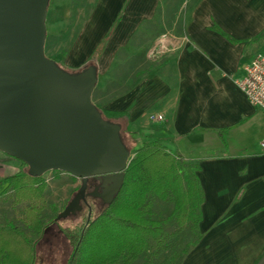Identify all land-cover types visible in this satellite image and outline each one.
Segmentation results:
<instances>
[{
  "label": "crops",
  "instance_id": "1",
  "mask_svg": "<svg viewBox=\"0 0 264 264\" xmlns=\"http://www.w3.org/2000/svg\"><path fill=\"white\" fill-rule=\"evenodd\" d=\"M128 1H103L105 14L89 20L72 65L105 49L112 84L105 86L102 105L94 104L137 139L136 148L157 140L199 167L200 238L177 264H264V112L237 84L245 66L264 53V0L186 4L182 33L155 41L153 68L127 85L115 66L129 41L124 27L140 26L146 11L156 8L146 0ZM126 11H136L137 19L127 20ZM109 19L108 34L99 40ZM22 168L0 151V181ZM5 187L0 184V195Z\"/></svg>",
  "mask_w": 264,
  "mask_h": 264
},
{
  "label": "water",
  "instance_id": "2",
  "mask_svg": "<svg viewBox=\"0 0 264 264\" xmlns=\"http://www.w3.org/2000/svg\"><path fill=\"white\" fill-rule=\"evenodd\" d=\"M49 3L0 0V151L32 176L60 171L82 181L59 220L82 209L91 178L101 181L92 195L111 202L133 155L92 100L97 67L69 73L45 54Z\"/></svg>",
  "mask_w": 264,
  "mask_h": 264
},
{
  "label": "trees",
  "instance_id": "3",
  "mask_svg": "<svg viewBox=\"0 0 264 264\" xmlns=\"http://www.w3.org/2000/svg\"><path fill=\"white\" fill-rule=\"evenodd\" d=\"M100 53L101 47L78 71L89 65L96 66ZM108 120L120 125L121 136L133 152V158L111 202L94 213L96 210L90 202L95 198L88 191L86 202L80 203L85 210L80 223L62 227L72 247L67 264H136L146 252H150V256L142 264H154L171 249L172 241L188 230L193 236L190 243L182 249H172L162 262L177 264L189 246L200 238L198 229L204 192L197 175L199 167L169 152L157 140L135 149L128 147L124 137L126 130L116 120ZM0 184H6L0 200L8 196L13 206L24 205L21 226L13 221L6 224L0 221V264H38L33 237L40 239L46 227L43 211L48 207L47 182L43 176L30 175L23 163L20 171ZM167 203L172 204L167 219L155 218L156 206ZM65 219L67 217L56 222Z\"/></svg>",
  "mask_w": 264,
  "mask_h": 264
},
{
  "label": "rangeland",
  "instance_id": "4",
  "mask_svg": "<svg viewBox=\"0 0 264 264\" xmlns=\"http://www.w3.org/2000/svg\"><path fill=\"white\" fill-rule=\"evenodd\" d=\"M103 1L50 0L46 18L47 37L45 54L57 61L69 73L78 71L86 64L84 63L80 66L72 65L74 63L72 58L76 55L73 49L78 44L81 33L85 31L89 20H92L98 14V20L100 21V16L105 14L104 10H100ZM192 1L146 0L153 8L155 4L156 8L146 11V18H144L145 20L142 21L140 26L128 28V30L124 27L127 37L126 40L129 41L125 43L123 48L119 49L115 66L118 65L117 75L120 79L123 78L127 85L134 83L141 76V70L153 68L154 55L152 54L151 48H153L155 41L162 36L169 37L182 33L183 13L186 4ZM128 2L133 4L136 1L129 0ZM135 12H123V17L129 21L136 20L137 15ZM111 22L112 19H109L107 26L103 27L99 35V40L108 34L107 31L110 28ZM108 61L109 59H106L104 49L98 64L96 61V67H98V83L92 97L93 102L98 106L102 105L101 96H104L105 86L110 83L112 84L110 80L112 71L111 68L108 69ZM124 137L128 147L135 149L137 139L130 137L127 131H124ZM131 154L133 155V152ZM43 177L47 182L45 198L48 207L43 211L46 224L44 233L40 239L39 237H33V240L36 242V258L38 264H67L72 247L63 234L62 227L80 223L85 214V210L81 209L75 215L71 214L67 219L60 222H56V215L63 211L77 195L82 181L68 173L60 171L47 172ZM90 203L95 208L96 211L94 213H96L104 205V200L95 199ZM171 210V203H167L164 206L157 205L154 217L165 220ZM23 216L24 205L13 206L12 200L8 196L0 200V221L2 224L13 221L21 226L20 219ZM192 238L193 236L187 230L186 234L172 241L171 249L156 260L154 264H162L169 257L172 249L179 247V249H182L190 243ZM149 256L150 252H146L136 264H142Z\"/></svg>",
  "mask_w": 264,
  "mask_h": 264
},
{
  "label": "built area",
  "instance_id": "5",
  "mask_svg": "<svg viewBox=\"0 0 264 264\" xmlns=\"http://www.w3.org/2000/svg\"><path fill=\"white\" fill-rule=\"evenodd\" d=\"M244 76L237 81L250 103L264 112V53L255 56L244 68ZM159 119L162 116L158 117ZM264 150V138L260 142Z\"/></svg>",
  "mask_w": 264,
  "mask_h": 264
},
{
  "label": "flooded vegetation",
  "instance_id": "6",
  "mask_svg": "<svg viewBox=\"0 0 264 264\" xmlns=\"http://www.w3.org/2000/svg\"><path fill=\"white\" fill-rule=\"evenodd\" d=\"M100 186H101V181L100 180L91 178L90 179V186H89L90 189H87V193H88V191H90V194H91V196L93 198L100 200L101 198H99L98 195L97 196L96 195H94V196L92 195L94 193H96V194H99L100 193V191H101V187Z\"/></svg>",
  "mask_w": 264,
  "mask_h": 264
}]
</instances>
